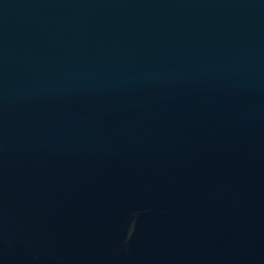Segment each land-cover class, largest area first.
Listing matches in <instances>:
<instances>
[{"label": "water", "instance_id": "1", "mask_svg": "<svg viewBox=\"0 0 264 264\" xmlns=\"http://www.w3.org/2000/svg\"><path fill=\"white\" fill-rule=\"evenodd\" d=\"M0 264H264V0H0Z\"/></svg>", "mask_w": 264, "mask_h": 264}]
</instances>
